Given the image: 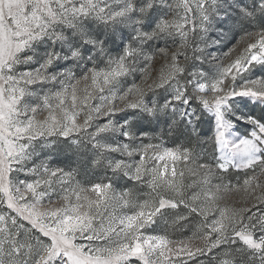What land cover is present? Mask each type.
Masks as SVG:
<instances>
[{"label":"snow or ice","instance_id":"1","mask_svg":"<svg viewBox=\"0 0 264 264\" xmlns=\"http://www.w3.org/2000/svg\"><path fill=\"white\" fill-rule=\"evenodd\" d=\"M0 264H264V0H0Z\"/></svg>","mask_w":264,"mask_h":264},{"label":"rangeland","instance_id":"2","mask_svg":"<svg viewBox=\"0 0 264 264\" xmlns=\"http://www.w3.org/2000/svg\"><path fill=\"white\" fill-rule=\"evenodd\" d=\"M157 67H159V63H157ZM176 143H180V141H177ZM169 146H171V145H169Z\"/></svg>","mask_w":264,"mask_h":264}]
</instances>
